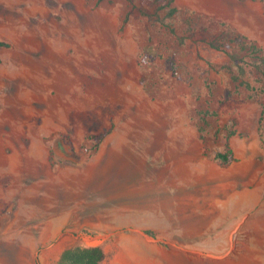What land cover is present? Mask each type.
Segmentation results:
<instances>
[{
	"label": "rangeland",
	"instance_id": "rangeland-1",
	"mask_svg": "<svg viewBox=\"0 0 264 264\" xmlns=\"http://www.w3.org/2000/svg\"><path fill=\"white\" fill-rule=\"evenodd\" d=\"M145 4L0 0V264H60L57 240L103 264L264 262V77L209 44L264 49V0Z\"/></svg>",
	"mask_w": 264,
	"mask_h": 264
},
{
	"label": "trees",
	"instance_id": "trees-1",
	"mask_svg": "<svg viewBox=\"0 0 264 264\" xmlns=\"http://www.w3.org/2000/svg\"><path fill=\"white\" fill-rule=\"evenodd\" d=\"M142 1L146 2V4L137 9L143 15L150 17L159 16L162 10H167L168 16L172 17L178 12V9L173 5L174 0ZM130 2L134 4L135 0H130ZM153 5L155 6L154 10H150L149 8L153 7ZM209 44L211 47L219 50L232 49L231 57L234 61L240 59L238 50L246 51L253 59V66L256 68V71L264 77V49L256 41L250 40L241 33L223 31L210 40ZM6 46H8V43L0 40V49ZM240 78L239 76L236 77L237 80H240ZM243 83L249 86L246 81ZM217 158L222 160L225 164H231L236 160L232 148H228L225 152H219ZM106 257L107 254L102 246L70 247L62 254L60 264H103Z\"/></svg>",
	"mask_w": 264,
	"mask_h": 264
},
{
	"label": "crops",
	"instance_id": "crops-1",
	"mask_svg": "<svg viewBox=\"0 0 264 264\" xmlns=\"http://www.w3.org/2000/svg\"><path fill=\"white\" fill-rule=\"evenodd\" d=\"M245 221L247 223L246 226L248 230L250 229V232L252 234L254 229H257V227L260 225V221L256 218L254 219L252 215L250 216L247 215ZM67 227H69L70 229V217L69 216L59 217L58 219L51 221L50 225L44 226L39 234V237L42 236L46 239H50V238L60 239V237L62 236V234L64 233ZM69 247L71 246H69V243H67L66 241L57 240L52 247H47V249L53 248L54 249L53 251L58 255V259H59L58 261L60 262L62 254ZM213 264H264V262L248 261V262H230V263H213Z\"/></svg>",
	"mask_w": 264,
	"mask_h": 264
}]
</instances>
